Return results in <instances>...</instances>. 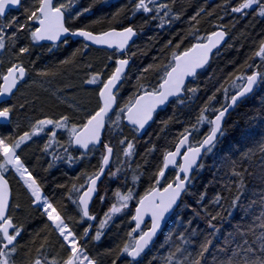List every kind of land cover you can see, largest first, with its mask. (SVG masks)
I'll use <instances>...</instances> for the list:
<instances>
[{"label":"snow or ice","instance_id":"obj_1","mask_svg":"<svg viewBox=\"0 0 264 264\" xmlns=\"http://www.w3.org/2000/svg\"><path fill=\"white\" fill-rule=\"evenodd\" d=\"M99 2L107 4L109 0ZM76 4L77 0H32L31 6L25 7L22 0H0V53L9 50L12 56L8 66L0 72V129H10L0 131V264H18L17 256L21 249L25 248L21 243L25 226L18 219L21 204L14 197L9 174L16 178L28 198L29 215L35 212L44 219L43 228L36 232L30 241L35 246V256L31 254L32 249H26L24 255L28 259L19 264H100L98 259L90 254L88 246L93 242L99 244L106 230L121 216H130V222H134V226L127 230L126 239L118 244L116 249L108 250L109 254L112 251L116 253L112 264H117V260L121 258V264H143L142 258L153 246L158 232L184 209H190L194 218L202 217L205 220L207 235L198 242L199 250L195 256L187 252L186 248L178 246L175 252L169 254L166 264H203L205 254L220 234L221 229L217 222L222 223L225 206L229 217L239 209L243 213L242 220H246L250 215L255 219L248 224L238 223L234 231L224 237V247L220 251L226 252L227 255L218 264H264V138L259 139L255 147H249L245 151L243 147L237 146L234 156L229 153L222 157L220 167L216 169L218 178L214 174V180L209 182H219L222 191L211 197L207 186L202 191H194L196 179L205 168L204 159L214 154L225 135L226 115L231 109L254 96L257 89L264 88V72L252 71L250 74L235 75L230 85L233 91L229 94L227 88L223 89V102L219 103V106L215 92L208 96L196 123L184 127L178 138H175L173 147L162 150V159L150 173L148 187L140 194L136 188L144 172L140 171L141 165L138 163L135 169H131L133 158L137 155L135 140L153 121L158 110H165L170 103L184 104L186 93L191 94L189 99L196 97L199 89L191 85L199 77L200 70L209 64L213 49L218 48L226 33L219 30L206 37L195 36L196 42L183 50H180L179 43L176 44L171 51V60L163 65L162 70H159L157 65H149L143 69L144 72L157 70V83L149 87L137 77L138 91L120 103L119 93L127 79L126 73L130 63L127 50L129 42L137 35V30L132 25L121 29L109 27L100 31L92 30L89 25L74 27L75 21L85 13L91 12V5L77 9ZM130 4L133 16L137 13L151 14V19L160 20V27H163L165 18L172 14L169 3L159 0H130ZM229 4L231 0H226L225 7ZM126 7H120L113 14L111 22H118L117 18L121 17ZM21 8L23 22H19L16 16L8 18L12 9ZM249 10L264 18V0H239L230 8L231 13L241 17L248 15ZM203 11L201 8L191 19L195 20ZM172 18L178 20L180 16L175 14ZM102 19L94 23L99 24ZM21 39L27 43L18 46ZM75 39L83 43L69 58L60 62L61 67L75 66L78 56L88 54L92 46H95L94 50H111L108 56L109 64L104 65L102 69L94 70V65H86L89 71L82 84L91 86L96 100L95 107L85 110L72 99L58 97L61 103L71 109L70 113L30 117L28 130L18 134L16 129L20 128V115L26 113L30 105H34V101H21L18 95L21 87L27 84L29 73L25 61L28 60L34 66L35 61L31 60V57L37 47L52 52L53 48L67 46ZM254 55L264 63V40L260 42ZM3 63L0 59V64ZM248 67L258 68L259 65L250 64ZM35 75L47 80L61 75V72L42 69L36 71ZM219 91L220 89L216 90ZM162 123L166 127L168 121ZM205 126L207 130L202 132ZM125 130L132 134L131 138L125 134ZM58 134H66V140L62 141ZM42 135L46 137V142L41 151L51 155L53 161L62 159L71 166L86 159L90 160L99 152L96 170L82 173L83 179L81 176L74 177L79 183L73 182L70 187L62 183L56 185L57 188L66 190V195L60 200L45 193L44 179L36 175L21 156L23 147L29 145V142H34V137ZM261 135L264 137V134ZM251 137V133H243L240 143ZM112 138L120 145V153L124 157L121 166L115 167L114 170L112 159L117 154ZM157 151V145L152 143L146 149L144 157ZM125 165L128 166L127 170L132 171V186L126 190L117 187L112 194L113 202L109 204L107 211L98 217L92 211V205L95 200L100 204L105 202L106 195L99 194L102 177L119 180ZM53 166V163H49L45 171ZM250 183L253 185L252 196L255 198L245 204L242 197ZM225 192L228 193L227 196L224 195ZM188 195L195 197V205L182 201V197ZM65 200L73 206L71 209ZM257 205L260 207L258 214L253 211ZM133 207L134 212L131 211ZM187 223L191 225L192 220ZM185 231L188 235L179 233L178 238L187 245L198 235V231L195 228H186ZM53 235L63 255L57 253L50 256L47 252L52 246L50 237ZM171 239L170 234L166 242ZM177 254L183 256V259L177 258Z\"/></svg>","mask_w":264,"mask_h":264},{"label":"trees","instance_id":"obj_2","mask_svg":"<svg viewBox=\"0 0 264 264\" xmlns=\"http://www.w3.org/2000/svg\"><path fill=\"white\" fill-rule=\"evenodd\" d=\"M25 7L31 6L32 0H22ZM159 2L169 3L172 8V14L165 18L163 27H160L159 19H151V14L145 15L137 13L134 16L131 14L130 0H109L107 4L99 2V0H77L76 8L83 9L91 5V12L85 13L79 20L75 21L74 27H83L85 25L91 26L92 30L100 31L109 27L121 29L123 27L132 25L136 28L138 38L130 46L128 56L131 58V65L127 70V79L124 81L121 91L119 93L118 102L123 103L128 96L138 91L137 77H140V82L147 85H155L159 79L158 71L150 69L144 72L143 69L149 65L159 66L162 70L163 65L171 60V51L174 50L176 44H180V50L196 42L194 37H206L211 32L215 31L218 27L222 26L229 35L226 44L217 51L211 58L208 66L200 72L199 77L193 81L192 87L199 89L196 97L189 99L190 93L185 94L184 104L170 103L165 110L159 111L154 116L153 122L150 124L141 139H136V152L137 155L133 158L131 169H135L137 163L141 165L140 171L144 172L140 184L136 188L140 194L149 185V175L155 170L156 164L162 159V150L165 148L173 147L175 138H178L179 133L183 131L184 127L196 123V118L200 109L207 100V97L214 92L217 96V106L223 102V89L227 88L229 94L233 91L230 85L233 83L235 75L250 74L252 71L264 72V63L255 57L254 53L258 50L259 44L264 40V18L260 17L256 12L248 11V15L241 17L239 14L231 13V6H235L239 0H231V4L225 7L226 0H159ZM125 12L118 17V22H111L113 14L120 8L124 7ZM201 8L204 9L195 20L191 17L196 14ZM179 14L180 18L173 19L172 16ZM16 16L19 22H23V8L12 11L8 14V18ZM127 17V18H126ZM102 22L94 23L98 19ZM12 30H9L11 32ZM23 36V34H21ZM172 43L169 44L168 42ZM182 41V43H181ZM27 43L26 40L21 39L18 43ZM82 41L71 40L67 46H61L59 49L53 48L52 52H48L46 48L37 47L33 50L31 60L35 61L33 66L28 60L25 61V66L28 68L27 84L21 87L19 99L21 101L27 99L34 101V105H30L27 112L20 115V128L16 132L22 133L28 130V120L30 117H40L43 115L59 116L63 113H70L71 109L66 104L60 102V99H72L77 102L81 108L91 110L95 107V95L91 92H85L91 86L82 84L83 79L86 78V73L89 71L86 67L87 64L94 65V70H100L104 65L109 64L108 56L111 51L107 50H94L92 47L89 49L88 54L78 56L77 64L60 66V62L71 56L72 52L81 47ZM135 53V55H132ZM39 57V59H37ZM0 59L4 61L0 64V72L7 66L8 61L12 59L11 52L6 50L0 53ZM115 57H113L112 64H114ZM259 65L258 68H249L248 65ZM42 69L59 70L61 75L54 78L42 80L36 76V71ZM111 69L109 68V71ZM108 74V72H106ZM35 81L36 83H33ZM223 86V87H222ZM86 90H83V88ZM44 89H48L45 91ZM77 89V96L72 92ZM220 89L219 92H216ZM86 93V96L84 95ZM55 93V95H53ZM264 88L257 89L256 94L244 103L240 104L228 116L224 124L225 135L221 138L214 151V154L207 156L204 159L205 168L199 173L195 182L194 191H202L207 186V191L211 197L218 191H222L219 182L209 183L214 180L216 169L220 167L222 157L231 153L233 156L237 146L243 147L246 151L249 147H255L256 142L264 138ZM162 121H168L167 126ZM8 128L0 129V131H9ZM205 126L201 131H206ZM248 132L252 134L251 139L244 141L242 144L241 136L243 133ZM125 134L131 138L132 134L125 130ZM107 136V134H106ZM67 138V137H65ZM43 139L34 140L29 142V145L23 147L21 155H23L26 164L31 167L34 173L44 179L45 193L56 200H60L62 196L66 195V190L57 188V184H67L69 187L75 181L74 177L81 176L82 173H91L96 170L99 163V152L95 154L90 160L86 159L69 165L64 160L52 161L53 167L48 168L51 163L48 160L44 162L38 156L36 151L38 147H43ZM107 142V139H106ZM155 143L158 151L151 156L144 157L146 149L150 144ZM112 144L116 149V154L112 159L113 170L115 167H120L121 162L124 160L122 153H120V145L115 138H112ZM63 152V149H60ZM76 155H79V153ZM145 159L147 163H145ZM256 159H259L257 154ZM128 166H123L121 178L119 180H109L102 178L103 183L100 184L99 194L106 195L104 204H100L95 200L92 205V211L98 217L102 216L111 202L114 200L113 192L117 187L121 190H126L132 186V171L127 170ZM126 177V179H125ZM83 179V176H81ZM258 190V189H257ZM253 185L250 183L248 190L245 192L242 201L248 204L252 196ZM224 195H228L227 192ZM21 214L18 219L24 223L25 233L21 243L25 248L17 256L18 264L21 261L28 259L24 255L26 249H32V256H35L34 247L30 241L35 233L40 231L44 225V219L38 213H28L27 202L21 198ZM184 203L195 205V197L192 195L184 196L182 198ZM69 209L73 206L68 202ZM134 204V202H133ZM134 211V207L131 209ZM253 211L259 213L260 207L257 205ZM243 213L237 209L233 215H227V208L223 220L217 222L220 226V234L213 240V246L209 252L205 254L203 264H218L223 260L227 253L220 251L224 247V237L229 232L234 231L238 223L248 224L255 219L254 216H249L246 220H242ZM192 220V224L188 225V221ZM76 226V225H74ZM133 226L130 222V216L117 217L115 223L106 230V234L102 237L99 244L95 242L89 244V252L92 256L96 257L100 264H112L116 258L115 251L109 254V249H116L117 245L126 239V232ZM186 228H195L198 235L193 238L192 242L185 245L179 238V233H188ZM207 225L205 220L201 218H194L193 212L190 209H184L178 216H175L165 225L160 233L157 241L152 248L143 256V264H166L167 257L170 253L175 252L176 247L186 248L187 252L196 255L198 249V242L203 240L207 235ZM171 234V241L166 242L167 237ZM52 246L47 249L50 256H55L57 253L63 255L59 248V244L55 235L50 237ZM237 239H239L237 237ZM37 239V244H39ZM235 246L234 244L232 245ZM187 255V253H184ZM177 258L183 259V256L177 254ZM123 258H121L122 260ZM121 260H117V264H121Z\"/></svg>","mask_w":264,"mask_h":264},{"label":"water","instance_id":"obj_3","mask_svg":"<svg viewBox=\"0 0 264 264\" xmlns=\"http://www.w3.org/2000/svg\"><path fill=\"white\" fill-rule=\"evenodd\" d=\"M12 10H16V9H12ZM12 10H11V11H12ZM219 30H223V31L225 32V29H223V28H218V29H216L215 31H219ZM225 33H226V32H225ZM137 38H138V34H137L135 37H133L132 40L129 42L128 50H129L130 46L134 43V41H135ZM227 39H228V35H227V33H226L225 39L221 42V44L218 46V48L213 49L212 54H211V58H212V56H213L218 50H220V49L226 44ZM76 40H79V39H75L74 41H76ZM80 41H81V40H80ZM44 43H47V42H44ZM92 47L95 48V46H92ZM128 50H127V58H129V57H128ZM109 51H111V50H109ZM211 58H210V60H211ZM209 62H210V61H209ZM130 65H131V60H130V63H129L128 68L130 67ZM207 66H208V65H207ZM207 66H206V67H207ZM206 67H205V68H206ZM203 70H205V69L200 70V72H202ZM22 84H23V82H22ZM235 108H236V107H235ZM235 108H234V109H235ZM234 109H231L230 112H229V114L226 115L225 121L227 120L228 116L234 111ZM158 112H159V110L157 111V113H158ZM155 115H156V114H155ZM155 115H154V116H155ZM153 119H154V118H153ZM225 121H224V124H225ZM152 122H153V121H151V122L149 123V125L146 126V129L141 133V135H140V137H138V139H141V138L143 137L144 133L146 132V130L148 129V127L150 126V124H151ZM102 178H103V177H102ZM182 198H183V197H182ZM133 212H134V211H133ZM132 223H133V226H134V222H132ZM164 227H165V226H163L162 229L158 232V234H157V236H156V238H155V240H154V244H155V242L157 241V239H158L160 233L162 232V230L164 229ZM154 244H153V245H154ZM151 248H152V247H151Z\"/></svg>","mask_w":264,"mask_h":264},{"label":"flooded vegetation","instance_id":"obj_4","mask_svg":"<svg viewBox=\"0 0 264 264\" xmlns=\"http://www.w3.org/2000/svg\"><path fill=\"white\" fill-rule=\"evenodd\" d=\"M38 139H41L40 137H34L33 140H38ZM63 140H66L65 138L62 139ZM43 144L46 142V139H43ZM38 148H42V146L38 147ZM45 154V153H44ZM78 154V153H77ZM22 156V159L25 161L23 155ZM45 157H46V160L45 162L48 160L49 162L52 163V156L51 155H48V154H45ZM26 163V162H25ZM31 169V167H30ZM32 170V169H31ZM9 180H10V183L12 185V188H13V194H14V197L18 200V202L20 203L21 202V198L25 199V201L28 203V198L27 196L24 194V190L22 188V186H20L18 183H17V180L16 178L12 175V174H9ZM21 204V203H20Z\"/></svg>","mask_w":264,"mask_h":264},{"label":"rangeland","instance_id":"obj_5","mask_svg":"<svg viewBox=\"0 0 264 264\" xmlns=\"http://www.w3.org/2000/svg\"><path fill=\"white\" fill-rule=\"evenodd\" d=\"M219 28H222V27H219ZM83 88V87H82ZM83 90H86L85 88H83ZM78 90L77 89H74V91L72 92V94L74 95V96H77V94H79L78 92H77ZM86 93L87 92H89V93H91V89H87L86 91H85ZM84 92V93H85ZM86 93L84 94L85 96H86ZM88 94V93H87ZM58 135H60V139L62 140L63 138H65L66 137V134H58ZM40 138H42V139H46V137L45 136H41ZM66 139V138H65Z\"/></svg>","mask_w":264,"mask_h":264},{"label":"bare ground","instance_id":"obj_6","mask_svg":"<svg viewBox=\"0 0 264 264\" xmlns=\"http://www.w3.org/2000/svg\"><path fill=\"white\" fill-rule=\"evenodd\" d=\"M16 10H17V9H16ZM12 11H15V10H12ZM12 11H10V12H12ZM10 12H9V13H10ZM220 27H222V26H220ZM218 28H219V27H218ZM218 28H217V29H218ZM222 28H223V27H222ZM223 29H224V28H223ZM225 32H226V30H225ZM226 33H227V32H226ZM227 35H228V33H227ZM228 38H229V35H228ZM227 41H228V39H227ZM222 48H223V47H222ZM218 51H219V50H218ZM128 57H129V56H128ZM129 59L131 60L130 57H129ZM36 149H37L36 151L38 152V156L41 157L42 160L45 162L46 157H45L44 152L41 151L42 148H36Z\"/></svg>","mask_w":264,"mask_h":264}]
</instances>
